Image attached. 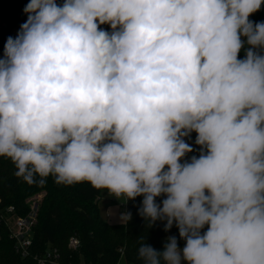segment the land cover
I'll list each match as a JSON object with an SVG mask.
<instances>
[{"label": "clouds", "instance_id": "1", "mask_svg": "<svg viewBox=\"0 0 264 264\" xmlns=\"http://www.w3.org/2000/svg\"><path fill=\"white\" fill-rule=\"evenodd\" d=\"M261 4L30 0L0 58V157L29 184L143 196L148 227L175 221L186 244L143 243L142 264H264V22L249 20ZM192 131L201 155L181 164Z\"/></svg>", "mask_w": 264, "mask_h": 264}, {"label": "trees", "instance_id": "2", "mask_svg": "<svg viewBox=\"0 0 264 264\" xmlns=\"http://www.w3.org/2000/svg\"><path fill=\"white\" fill-rule=\"evenodd\" d=\"M30 0H0V53L8 37L16 38L21 25L27 21L24 12ZM58 5L64 0H56ZM249 20L264 22V0L261 8L249 16ZM100 30L111 33L112 28ZM244 46L238 53V59L246 58V50L251 47L246 37H241ZM197 133L192 131V157L199 158L202 146L195 143ZM206 154V147L203 148ZM191 162V161H190ZM17 169L12 161L0 157V210L13 206L18 215L24 216L29 211V202L43 193L38 207L37 222L33 228L29 254L23 257L16 249V240L11 237L8 225L0 222V264H36L37 256H45L56 249L59 252L57 264H142L138 250L143 243L151 245L157 251H163L168 231L157 220L148 227L145 219L139 215L143 196L128 200V212L132 219L127 224L110 223L102 217L99 201L107 190L94 189L88 182L73 185L56 184L49 176L44 183L40 177L29 184L15 175ZM207 194V191H206ZM166 195L156 197V203L166 199ZM206 224L201 230L203 235L208 230ZM170 232L177 239L178 248L186 241L179 236V229L174 221ZM71 237L79 240L76 248L69 246Z\"/></svg>", "mask_w": 264, "mask_h": 264}, {"label": "built area", "instance_id": "3", "mask_svg": "<svg viewBox=\"0 0 264 264\" xmlns=\"http://www.w3.org/2000/svg\"><path fill=\"white\" fill-rule=\"evenodd\" d=\"M102 28H111L110 24L100 25ZM255 51H261L264 54V50L255 49ZM4 54L0 53V58H3ZM163 195V194H162ZM165 196V195H163ZM40 200L33 199L29 202V211L24 216L18 215L15 212L13 206H9L4 210H0V222L4 221L9 229L10 235L16 240V249L23 256L29 254V247L32 243V234L35 223L37 222L38 207ZM122 205L125 208V211L128 212V200L124 201ZM162 207V202L159 203ZM166 221H161V226L165 228ZM173 236V234L168 230L167 238ZM79 245V240L76 237H71L69 240V246L76 248ZM184 248V246L182 247ZM180 249V248H179ZM59 259V252L56 249H53L51 252H48L45 256H37L36 264H57Z\"/></svg>", "mask_w": 264, "mask_h": 264}, {"label": "rangeland", "instance_id": "4", "mask_svg": "<svg viewBox=\"0 0 264 264\" xmlns=\"http://www.w3.org/2000/svg\"><path fill=\"white\" fill-rule=\"evenodd\" d=\"M184 141L191 146V139L189 136L183 137ZM191 161V152L186 153L184 157L181 158L180 163H190ZM165 171L167 170V166H165ZM43 197V193H40L38 197H36V200H40ZM124 203L123 199H117L114 196H110L108 192H103L101 199L99 201V206H100V212L103 218H105L108 222L110 223H121L120 222V215L121 213L126 212L124 206L122 205ZM112 210V215H109L107 213L108 210ZM183 248H180L182 250ZM186 264L188 261L184 260L183 258L181 259V264Z\"/></svg>", "mask_w": 264, "mask_h": 264}, {"label": "crops", "instance_id": "5", "mask_svg": "<svg viewBox=\"0 0 264 264\" xmlns=\"http://www.w3.org/2000/svg\"><path fill=\"white\" fill-rule=\"evenodd\" d=\"M183 264V263H182ZM186 264H189V262L188 263H186Z\"/></svg>", "mask_w": 264, "mask_h": 264}]
</instances>
